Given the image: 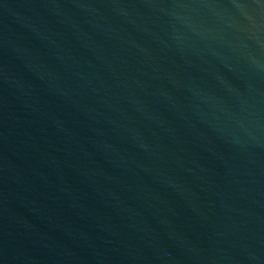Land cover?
Returning a JSON list of instances; mask_svg holds the SVG:
<instances>
[{"label":"water","instance_id":"water-1","mask_svg":"<svg viewBox=\"0 0 264 264\" xmlns=\"http://www.w3.org/2000/svg\"><path fill=\"white\" fill-rule=\"evenodd\" d=\"M0 264H264V0H0Z\"/></svg>","mask_w":264,"mask_h":264}]
</instances>
